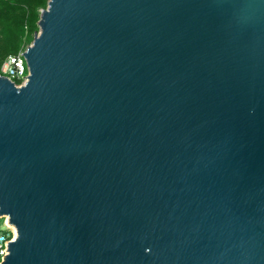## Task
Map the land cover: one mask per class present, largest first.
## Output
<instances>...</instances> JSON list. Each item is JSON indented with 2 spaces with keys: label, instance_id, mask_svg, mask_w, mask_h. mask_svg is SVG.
<instances>
[{
  "label": "water",
  "instance_id": "95a60500",
  "mask_svg": "<svg viewBox=\"0 0 264 264\" xmlns=\"http://www.w3.org/2000/svg\"><path fill=\"white\" fill-rule=\"evenodd\" d=\"M38 26L0 75L1 264H264V0H48Z\"/></svg>",
  "mask_w": 264,
  "mask_h": 264
},
{
  "label": "trees",
  "instance_id": "16d2710c",
  "mask_svg": "<svg viewBox=\"0 0 264 264\" xmlns=\"http://www.w3.org/2000/svg\"><path fill=\"white\" fill-rule=\"evenodd\" d=\"M47 3L48 0H0V73L5 59L33 40L39 30L40 10Z\"/></svg>",
  "mask_w": 264,
  "mask_h": 264
},
{
  "label": "built area",
  "instance_id": "2783aa9c",
  "mask_svg": "<svg viewBox=\"0 0 264 264\" xmlns=\"http://www.w3.org/2000/svg\"><path fill=\"white\" fill-rule=\"evenodd\" d=\"M25 49L17 54L9 55L2 64L0 75H6L17 85L24 83L28 78V67L23 54ZM19 81V82H18ZM6 227L0 230V264L9 253V242L16 238V230L13 225L8 223L5 217ZM8 249V250H7Z\"/></svg>",
  "mask_w": 264,
  "mask_h": 264
},
{
  "label": "rangeland",
  "instance_id": "374dc122",
  "mask_svg": "<svg viewBox=\"0 0 264 264\" xmlns=\"http://www.w3.org/2000/svg\"><path fill=\"white\" fill-rule=\"evenodd\" d=\"M5 217H0V230L4 229L6 227V223L4 221Z\"/></svg>",
  "mask_w": 264,
  "mask_h": 264
},
{
  "label": "bare ground",
  "instance_id": "6f19581e",
  "mask_svg": "<svg viewBox=\"0 0 264 264\" xmlns=\"http://www.w3.org/2000/svg\"><path fill=\"white\" fill-rule=\"evenodd\" d=\"M8 223L11 224V223L9 222V219H8ZM11 225H13V224H11ZM13 226H14V228H15V230H16V235H17V229H16L15 225H13Z\"/></svg>",
  "mask_w": 264,
  "mask_h": 264
}]
</instances>
